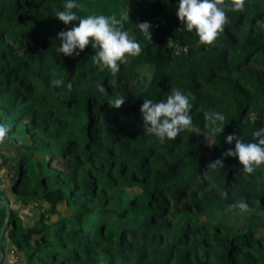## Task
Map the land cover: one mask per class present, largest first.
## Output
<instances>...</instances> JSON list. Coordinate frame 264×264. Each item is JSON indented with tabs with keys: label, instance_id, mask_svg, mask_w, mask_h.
<instances>
[{
	"label": "trees",
	"instance_id": "16d2710c",
	"mask_svg": "<svg viewBox=\"0 0 264 264\" xmlns=\"http://www.w3.org/2000/svg\"><path fill=\"white\" fill-rule=\"evenodd\" d=\"M75 2L81 18L128 10L124 30L142 51L113 77L92 62L91 45L58 52L57 34L77 23L56 17L66 0H0V123L10 126L0 144V198L10 204L2 251L7 240L26 264H264V164L248 174L224 157L207 169L234 148L226 135L254 142L264 127V0L228 11L212 45L183 29L178 0ZM145 21L151 41L136 27ZM173 87L189 95L200 132L161 144L139 109ZM121 96L120 108L109 105ZM212 112L225 117L216 136ZM11 196L36 207L30 224ZM240 200L247 212L227 210ZM4 215L0 203V227Z\"/></svg>",
	"mask_w": 264,
	"mask_h": 264
},
{
	"label": "clouds",
	"instance_id": "9594fccd",
	"mask_svg": "<svg viewBox=\"0 0 264 264\" xmlns=\"http://www.w3.org/2000/svg\"><path fill=\"white\" fill-rule=\"evenodd\" d=\"M245 0H178L175 15L188 32H195L198 44L212 45L225 30L229 23L228 11L243 12ZM80 7L75 0H66L63 10L56 13V17L64 25L77 22L67 31H60L57 39L60 41L58 52L64 56H79L80 52L91 45L95 54L91 56L92 62L100 71L109 70L113 77L120 70L122 64L127 63L129 56H137L141 53L140 43L129 36L124 30L123 22L128 18V10L121 12L120 18L115 14L111 16L90 14L83 18L79 17L73 9ZM227 9V10H226ZM136 27L151 41V24L147 21L139 22ZM57 88L66 87L72 89V83L65 85L63 78L52 81ZM111 85L116 86L112 80ZM101 93L106 92L103 85L97 84ZM125 102L124 96L114 98L109 105L120 108ZM192 104L189 95L178 88H171L164 100L154 102L144 99L140 106L143 129L154 135L163 144L166 140H174L183 132L199 133L198 126L193 124L190 111ZM208 126L213 136L223 132L225 117L221 113L212 112L206 117ZM10 126L0 123V144H3L9 136ZM254 142H244V139L236 134H228L225 143L232 144L222 153L221 158L210 162L207 169L223 167L224 157H235L248 174L264 164V127H260L252 133ZM221 195L227 199V193ZM228 211L238 210L240 213L248 211V204L240 200L228 206Z\"/></svg>",
	"mask_w": 264,
	"mask_h": 264
},
{
	"label": "rangeland",
	"instance_id": "374dc122",
	"mask_svg": "<svg viewBox=\"0 0 264 264\" xmlns=\"http://www.w3.org/2000/svg\"><path fill=\"white\" fill-rule=\"evenodd\" d=\"M5 153H7V149L6 151H4ZM2 172L0 173V181L3 183V178L1 177ZM12 197V196H11ZM13 207L15 208V210H17L19 212V214L23 217V220L26 224H30L33 220V218L38 216V210L36 209L35 206H28L26 209H23L21 206H19V203H16L13 199V197L11 198ZM62 208L61 205L58 206V209ZM31 221V222H30Z\"/></svg>",
	"mask_w": 264,
	"mask_h": 264
},
{
	"label": "water",
	"instance_id": "95a60500",
	"mask_svg": "<svg viewBox=\"0 0 264 264\" xmlns=\"http://www.w3.org/2000/svg\"><path fill=\"white\" fill-rule=\"evenodd\" d=\"M0 203L2 204V206L5 209L4 220H3V223L0 227V263H1L3 260V256H4L3 251H2V240L4 237L5 230L8 226L9 220H10V204H9L8 199L5 196H1Z\"/></svg>",
	"mask_w": 264,
	"mask_h": 264
},
{
	"label": "crops",
	"instance_id": "0c3cea01",
	"mask_svg": "<svg viewBox=\"0 0 264 264\" xmlns=\"http://www.w3.org/2000/svg\"><path fill=\"white\" fill-rule=\"evenodd\" d=\"M4 243V256L0 264H26L23 260L17 258L14 253L10 251L12 248H9V242L7 240H4Z\"/></svg>",
	"mask_w": 264,
	"mask_h": 264
},
{
	"label": "built area",
	"instance_id": "2783aa9c",
	"mask_svg": "<svg viewBox=\"0 0 264 264\" xmlns=\"http://www.w3.org/2000/svg\"><path fill=\"white\" fill-rule=\"evenodd\" d=\"M10 251L13 252V249H11Z\"/></svg>",
	"mask_w": 264,
	"mask_h": 264
}]
</instances>
